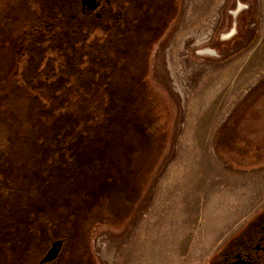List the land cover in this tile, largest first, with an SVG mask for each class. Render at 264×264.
<instances>
[{"label":"rangeland","instance_id":"rangeland-1","mask_svg":"<svg viewBox=\"0 0 264 264\" xmlns=\"http://www.w3.org/2000/svg\"><path fill=\"white\" fill-rule=\"evenodd\" d=\"M73 1L0 0V264H39L42 249L25 259L31 224L45 221L46 208L63 215L53 189L69 182L81 195L79 224L58 239L71 244L84 229L88 243L66 245L60 264H207L264 208V0H157L168 12H157L146 61L128 54L109 73L90 70L93 22L70 16ZM42 2L57 23L37 35L56 33V47L31 37L21 49L25 32L45 23ZM77 38L84 45L61 57L60 42ZM107 80L119 91L134 86L138 99L123 105ZM106 128L119 138L104 137ZM101 163L118 175L98 182L91 208L82 191Z\"/></svg>","mask_w":264,"mask_h":264},{"label":"flooded vegetation","instance_id":"flooded-vegetation-1","mask_svg":"<svg viewBox=\"0 0 264 264\" xmlns=\"http://www.w3.org/2000/svg\"><path fill=\"white\" fill-rule=\"evenodd\" d=\"M75 3H77V6L73 8V6L71 5V8L69 9L70 16L73 15L74 17L79 18L81 17V14H83L87 16V18H91V21L93 22L92 27H90L92 28L90 30L91 32L90 35L93 41L90 43V49L88 50L90 51V55H89L90 60L91 62H93V66L92 68H90V70L91 71L93 69L104 70L105 69L104 67H107L109 68V70H106L107 73L111 71V68L115 70L117 66L120 67L122 64L127 65V61L129 60L128 54H132V56H136V58L141 57L139 58L141 61L145 60L147 56V52H145L144 50H146V47H149V45L151 44L153 45L152 42L155 41V39H157V37L160 34L159 32L161 27H159L160 25L157 19V12L160 13L159 20L162 19L161 17L162 15H164L163 17H166V14L168 12L167 10H164L165 14H163L164 12L162 13L161 6L160 8L157 9V0H95L92 3V7H89L85 3V0H75ZM49 11L50 9H46V10L44 9V11L41 12V15H43L44 19H46L43 21L45 23H42L41 26L34 25L38 27L35 28L36 30L25 32V34H28L30 37H27L26 35L24 36V39L19 44L21 49L25 47L28 48L27 45H25V43H27V41H29L28 39L31 37L32 38L43 37L49 41V44L52 43L51 45H48L50 49H54L56 47L54 43L55 42L54 39L53 41L51 39V37L52 38L56 37V33H54L53 36H47L48 34L44 31L43 28L41 34L37 35L38 32L41 30L40 27L46 26L49 28L50 26V24H48L47 22L48 20L47 17L50 16ZM241 11H243V9L241 6H239L238 9L235 11L236 14L234 16L238 15ZM231 31H229L228 33H230ZM119 38H121V40H119ZM81 40L82 38L81 39L77 38V40L75 41H73L72 39L69 40V42L67 41L60 42L59 49L63 51V53L60 54V56L65 57L66 54L68 56L69 49L75 50L80 44L84 45V42H82ZM61 47L62 48L68 47V48H65V50H63ZM84 49L85 47L80 49L82 50L81 53L84 51ZM34 51L38 52L37 47L34 48ZM57 52H59V50H57ZM26 59L28 60V56L26 57ZM81 59L82 57L77 58L75 59V62L80 61ZM96 59H101L100 66H97L95 64ZM64 60L66 61L67 64L68 62L72 63L73 61L71 59H69L71 61L67 59ZM32 63H33V58L30 60L28 64L29 65L28 68L32 65ZM71 63L70 66L76 72V70H78L77 69L78 66L77 65L73 66L71 65ZM142 65L143 68L141 69L144 72L146 68L144 64ZM80 71L77 73L78 75L80 74ZM26 78L27 76L25 77V79ZM80 79H81L80 81L82 82L83 78L81 76ZM132 80H134V78H132ZM108 86H109V80L105 81V85H103V88L108 89V91L110 90L111 93L114 94V96L116 97L118 95H120L121 97H126L132 91L134 94L133 100L135 98L138 99L137 96L138 91L135 89L134 86H132L133 88H130L127 85H124V87L120 89V91L118 88H114V84H111V87ZM51 87L53 90L55 88L54 84ZM116 115L117 114H115V116ZM113 167L111 166L110 168L112 169ZM113 172H114L113 169L107 170L104 176H103L104 173H101V175H99L98 178L97 176L95 177L94 180L95 183L93 184V188L90 189L91 191L87 197V200H89V195H91V197L94 199L93 207L97 203L96 193L98 192L99 189V188L96 189L94 187L96 185H99L98 182L100 183V185L102 182L105 183V180H103L105 176L107 178L109 176L112 178V180H115L117 178L118 172L116 173ZM107 183H109V180L107 181ZM97 211L98 209L93 212H97ZM53 229H51V231L44 232L43 236L42 235L40 236L43 238V241L42 243H40L41 241L37 242V246L39 245V250H37L36 252L35 251L29 252V254L31 255L29 259L30 262L33 253L35 252L37 254L42 249L41 253L42 252L43 253L39 261V264H60V258L64 253L65 250L64 247L67 245V242L65 241L64 238L58 239L59 234L53 233ZM84 232L85 230L83 229L80 232L75 231L73 232L74 234L73 233L71 234L72 238L70 240L72 242L71 244L69 242L67 245L69 246L70 251H74V250L76 251L77 250L75 249L76 246L77 247L83 246L84 250H86L88 242L85 239L87 237L85 238L82 237L84 235ZM73 238H75V240ZM76 238H78V240ZM79 239L86 240V242L82 241L84 242V245L82 242L80 243ZM59 241H61L62 244L60 246V252L58 256L52 261L41 263L45 255L53 247V244ZM207 264H264V208L261 211H259L255 216H253L240 230L237 231L236 234H234L230 239H228L224 244H222V246L217 250V252L210 258Z\"/></svg>","mask_w":264,"mask_h":264},{"label":"trees","instance_id":"trees-1","mask_svg":"<svg viewBox=\"0 0 264 264\" xmlns=\"http://www.w3.org/2000/svg\"><path fill=\"white\" fill-rule=\"evenodd\" d=\"M43 3V7H44V9L46 10V9H52L53 7H52V5L51 4H49V5H47L48 3H50V2H42ZM72 6H73V8H75L76 6H77V3H75V0L73 1V3L71 4ZM49 14H53V12H51V11H49ZM64 15V14H63ZM59 22V21H58ZM54 25H56V23H54L53 25H50L49 27H53ZM64 29H66V28H64ZM3 41V40H2ZM1 41V42H2ZM37 47H39V46H37ZM62 48V47H61ZM65 48H68V47H64V48H62L63 50H65ZM63 52V51H62ZM69 61H71V60H69ZM70 63L71 62H69V66H70ZM73 63V62H72ZM71 67V66H70ZM25 81L28 83V79L26 78L25 79ZM115 97V96H114ZM133 97H134V94H133V92L131 91L127 96H126V99H124L125 101H123L122 102V104L123 105H127V107H128V105H130L131 104V101H133ZM118 104L119 105H122V104H120L119 103V101H118ZM117 105V104H116ZM113 115V114H112ZM107 118V116L105 117V119ZM96 125H100V128H101V125H102V121H99V122H97V124ZM84 128H86L85 126H84ZM103 133H104V137L106 136H110L109 138L111 139V140H113V139H115L116 137H118L119 136V133H115L116 135L114 136V133H112V132H109V131H107V128L104 130V131H102ZM106 133H109V134H107L106 135ZM119 138V137H118ZM114 141V140H113ZM102 164V163H101ZM111 167V165H109V166H106V165H98V164H95V166H94V168L96 169V171L99 173V175H101V173H106L107 172V170H114V172H117L118 170H117V168H110ZM93 168V169H94ZM82 172H85V171H82ZM113 172V173H114ZM92 176H94V177H96V176H98L97 175V173H93V175ZM50 179L51 178H48V179H46L45 180V182L43 183V185H46V186H44V187H50L51 186V184L53 183V182H50ZM53 185V184H52ZM62 186H63V188L61 189L59 186H57L56 188H54L53 189V191H55V196L57 197V198H59V200H61V202H63L65 205H66V211L63 213V215L62 216H59V217H56L55 215L53 216V215H51V214H49V212L51 213V208L50 209H48V208H46L45 209V211H46V213H45V211H43L47 216L46 217H44L45 218V221H42L41 219H38L39 220V222H38V220H37V222H35L34 224H31L32 225V230L31 231H33L32 233H34L36 236H35V238L33 237L32 239V242H31V244L32 243H34V246L32 247L33 249H32V251H37V250H39V245L37 246V242H39V241H41L40 243H42V241H43V238L42 237H40V235H42L43 236V234H44V232H46V231H50L51 229H53V227H54V229H53V233H58L59 231H57V230H61V229H63V227L64 226H66V224H68V223H73V225L75 226V227H77V225L79 224L78 223V218H79V212H78V210L76 209V208H78L79 207V205L77 204L76 205V200H74V199H79L78 198V196H81L80 194L78 195V194H75L74 193V191H73V183H71V182H69L68 184H62ZM90 190V189H89ZM78 191V190H77ZM91 191V190H90ZM85 195L83 196V197H88V194L90 193V192H86L85 190L84 191H82ZM78 193V192H77ZM55 197V198H56ZM51 200V199H50ZM72 200H74V203H75V207H73V206H68L67 207V205L70 203V202H72ZM93 200V201H92ZM52 201V200H51ZM78 201V200H77ZM85 202H88L87 204H88V206L89 207H93V202H94V199L91 197V195H89V200H87V198H85V200H84ZM78 203H80V202H78ZM64 208V209H65ZM47 210H49V211H47ZM99 210V209H98ZM59 228V229H58ZM40 234V235H39ZM62 234H64V233H62ZM62 234H60V235H62ZM74 234V233H73ZM45 236V235H44ZM18 241V240H17ZM21 241H23V240H21ZM29 250H31V249H29ZM34 252V253H35ZM28 255V257L27 256H25V259L26 260H28V259H30V254H27ZM13 264V263H12Z\"/></svg>","mask_w":264,"mask_h":264},{"label":"water","instance_id":"water-1","mask_svg":"<svg viewBox=\"0 0 264 264\" xmlns=\"http://www.w3.org/2000/svg\"><path fill=\"white\" fill-rule=\"evenodd\" d=\"M94 1L95 0H85V3L89 7H92V3ZM61 244H62L61 241L54 243L53 244V247L50 249V251H48V253L45 255V257H44V259L42 260L41 263H45V262L54 260L58 256V254L60 252V246H61Z\"/></svg>","mask_w":264,"mask_h":264},{"label":"bare ground","instance_id":"bare-ground-1","mask_svg":"<svg viewBox=\"0 0 264 264\" xmlns=\"http://www.w3.org/2000/svg\"><path fill=\"white\" fill-rule=\"evenodd\" d=\"M240 10V9H239ZM236 14V12H234V15ZM237 16V15H236ZM235 30H233V31H231L230 33H228V34H224L223 35V37H224V39H230V38H232L235 34ZM234 34V35H233ZM233 35V36H232ZM207 53H212L211 51H208V52H204V51H202V52H200V54L201 55H205V54H207Z\"/></svg>","mask_w":264,"mask_h":264}]
</instances>
